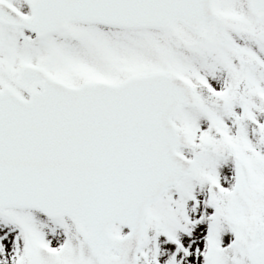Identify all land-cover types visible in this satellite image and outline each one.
I'll return each mask as SVG.
<instances>
[{
  "label": "snow or ice",
  "instance_id": "1",
  "mask_svg": "<svg viewBox=\"0 0 264 264\" xmlns=\"http://www.w3.org/2000/svg\"><path fill=\"white\" fill-rule=\"evenodd\" d=\"M0 264H264V0H0Z\"/></svg>",
  "mask_w": 264,
  "mask_h": 264
}]
</instances>
